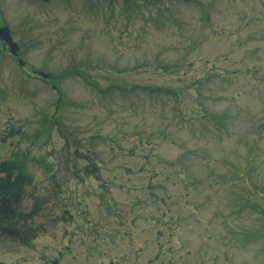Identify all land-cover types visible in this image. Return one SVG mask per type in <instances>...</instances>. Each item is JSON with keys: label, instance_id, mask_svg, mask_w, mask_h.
Segmentation results:
<instances>
[{"label": "rangeland", "instance_id": "374dc122", "mask_svg": "<svg viewBox=\"0 0 264 264\" xmlns=\"http://www.w3.org/2000/svg\"><path fill=\"white\" fill-rule=\"evenodd\" d=\"M2 27L0 180L33 182L0 264H264V0H0Z\"/></svg>", "mask_w": 264, "mask_h": 264}, {"label": "trees", "instance_id": "16d2710c", "mask_svg": "<svg viewBox=\"0 0 264 264\" xmlns=\"http://www.w3.org/2000/svg\"><path fill=\"white\" fill-rule=\"evenodd\" d=\"M26 164L25 158L23 161L19 158L11 159L3 164L4 167L1 170L5 177L0 180V221H6L14 227H18L17 223L22 217L19 206H21L25 188L31 186L33 182L27 172ZM97 180L100 181L98 176Z\"/></svg>", "mask_w": 264, "mask_h": 264}, {"label": "water", "instance_id": "95a60500", "mask_svg": "<svg viewBox=\"0 0 264 264\" xmlns=\"http://www.w3.org/2000/svg\"><path fill=\"white\" fill-rule=\"evenodd\" d=\"M0 40L6 42V44L9 46L11 49V53L13 55H17L19 51V47L17 43H15L10 35V31L8 27H2L0 28ZM21 65H24L23 61H20ZM40 76H44L45 78L48 77L46 73L39 72Z\"/></svg>", "mask_w": 264, "mask_h": 264}, {"label": "flooded vegetation", "instance_id": "af4514ba", "mask_svg": "<svg viewBox=\"0 0 264 264\" xmlns=\"http://www.w3.org/2000/svg\"><path fill=\"white\" fill-rule=\"evenodd\" d=\"M35 74V73H34ZM36 76H38V77H40L41 78V76H39L38 74H35ZM43 78V77H42ZM44 79V78H43ZM49 79V77L47 78V79H45V80H48ZM22 216V215H21ZM25 235V234H24ZM27 235H28V233H27ZM53 264H59V257H57L54 261H53Z\"/></svg>", "mask_w": 264, "mask_h": 264}]
</instances>
